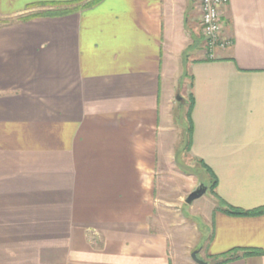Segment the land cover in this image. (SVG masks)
I'll return each instance as SVG.
<instances>
[{
    "label": "crops",
    "instance_id": "obj_1",
    "mask_svg": "<svg viewBox=\"0 0 264 264\" xmlns=\"http://www.w3.org/2000/svg\"><path fill=\"white\" fill-rule=\"evenodd\" d=\"M76 1L0 0V264H173L150 220L176 161L172 101L186 74L190 158L216 175L223 202L264 210V0H228L232 45L213 58L203 36L194 46L200 0L22 18ZM212 198L200 258L264 264V212L231 216Z\"/></svg>",
    "mask_w": 264,
    "mask_h": 264
},
{
    "label": "rangeland",
    "instance_id": "obj_2",
    "mask_svg": "<svg viewBox=\"0 0 264 264\" xmlns=\"http://www.w3.org/2000/svg\"><path fill=\"white\" fill-rule=\"evenodd\" d=\"M35 8H37L38 13L22 18L43 16L44 14L51 13V9L54 12H60L63 9V7L50 4L36 5ZM79 8L84 7L80 6ZM200 36H203L201 26L200 30L194 34V46H199ZM196 43L197 45H195ZM182 62L180 66L183 69L185 65ZM178 66H176L177 71L180 68ZM182 69L179 70L182 71ZM182 79L180 78L176 82L177 88L172 101V115L183 131L180 129L181 131L175 134L174 142H172L177 155L176 161L172 159L170 170L164 173L165 175L162 173L156 181L158 185L156 187L157 202L155 216L150 220V223L152 232L162 233L168 237L173 264H196L191 258L192 253L206 246L211 231L209 224L203 218L202 211L204 212L207 207H210L214 200L208 190L205 196L196 200L193 204L188 205L185 202L187 197L201 183L208 184L203 170L194 160L185 154L179 155L185 148L186 143L188 121L185 113L188 108L189 86H191L188 74ZM198 257L204 256L200 254Z\"/></svg>",
    "mask_w": 264,
    "mask_h": 264
},
{
    "label": "trees",
    "instance_id": "obj_3",
    "mask_svg": "<svg viewBox=\"0 0 264 264\" xmlns=\"http://www.w3.org/2000/svg\"><path fill=\"white\" fill-rule=\"evenodd\" d=\"M101 1L102 0H78L76 2H70V3H50V5H54V6L56 5L58 7H63V9H61V11L59 12V14L62 15L63 13H66L72 5H80V6H83L84 8H91V7H94L97 4H99ZM38 5H49V4L43 3V4H38ZM187 104H188V108H187V111L185 113V116L187 117V121H188V126H187V130H186L187 131L186 143H185V148L182 150V152L179 155L185 154V155L189 156V153L191 151L192 142H193L192 112H193L194 100H193L192 95L189 96V101ZM177 159H179V158L177 157ZM198 163L201 166V169L203 170V174L206 176L205 180L208 184L207 186H208L209 193H211V195L214 196V198L216 199L218 204H220L221 206H224V209H225L224 212L226 214L231 215V216L243 217V216L260 215L264 212V210L245 211L242 209H237V208L231 207L228 204H226L225 202H223L215 192V189L217 187L216 175L212 172V170L210 168H208L206 166V164L204 162L199 161ZM249 254H260V253L255 251L252 253H248V255Z\"/></svg>",
    "mask_w": 264,
    "mask_h": 264
},
{
    "label": "built area",
    "instance_id": "obj_4",
    "mask_svg": "<svg viewBox=\"0 0 264 264\" xmlns=\"http://www.w3.org/2000/svg\"><path fill=\"white\" fill-rule=\"evenodd\" d=\"M227 5L228 0H200L202 33L210 58H213L215 49L232 45L230 40L222 36L221 15Z\"/></svg>",
    "mask_w": 264,
    "mask_h": 264
},
{
    "label": "water",
    "instance_id": "obj_5",
    "mask_svg": "<svg viewBox=\"0 0 264 264\" xmlns=\"http://www.w3.org/2000/svg\"><path fill=\"white\" fill-rule=\"evenodd\" d=\"M208 193V186L205 185L204 183H201L186 199V204L191 205L193 204L196 200L202 198ZM198 251L192 253V260L196 264H208L206 261L201 260L198 257Z\"/></svg>",
    "mask_w": 264,
    "mask_h": 264
}]
</instances>
